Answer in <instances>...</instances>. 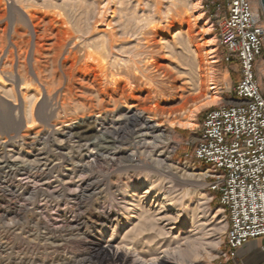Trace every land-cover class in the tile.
Instances as JSON below:
<instances>
[{
	"label": "rangeland",
	"instance_id": "rangeland-1",
	"mask_svg": "<svg viewBox=\"0 0 264 264\" xmlns=\"http://www.w3.org/2000/svg\"><path fill=\"white\" fill-rule=\"evenodd\" d=\"M199 1L0 0V264H91L84 242L116 254L103 264H226L227 214L192 153L241 74L225 6Z\"/></svg>",
	"mask_w": 264,
	"mask_h": 264
},
{
	"label": "built area",
	"instance_id": "built-area-1",
	"mask_svg": "<svg viewBox=\"0 0 264 264\" xmlns=\"http://www.w3.org/2000/svg\"><path fill=\"white\" fill-rule=\"evenodd\" d=\"M218 12L223 61L236 63L241 79L234 94L240 104L208 111L192 157L207 167L209 191L227 214L225 256L252 239L264 240V96L255 63L264 51V24L249 0H213ZM219 14H216L217 17Z\"/></svg>",
	"mask_w": 264,
	"mask_h": 264
},
{
	"label": "bare ground",
	"instance_id": "bare-ground-1",
	"mask_svg": "<svg viewBox=\"0 0 264 264\" xmlns=\"http://www.w3.org/2000/svg\"><path fill=\"white\" fill-rule=\"evenodd\" d=\"M194 2H195V6L197 7V8H199V4H200V1L199 0H193ZM211 51H210V68L208 69V75H207V77L209 78V91H210V95H209V102L211 103V104H214V103H216V102H218L219 100H221V92H220V90H219V88L216 86V84H215V82H214V80H215V77H216V74H215V64L218 62L217 60H216V57L214 56V53H215V50H214V47L212 48L211 47V49H210ZM72 53H70V55H71ZM78 53L75 51V52H73V55H71V57H72V59H74V63H73V67L75 68L76 67V65L77 64H79L80 63V61H78L79 60V57H78V55H77ZM88 55H89V58H88V60L90 59V58H93L94 60L96 59L93 55H92V53H88ZM81 57V56H80ZM87 57V56H86ZM68 58H70V57H68ZM70 60V59H69ZM93 60V61H94ZM97 60V59H96ZM95 60V61H96ZM97 61H99V60H97ZM85 63H88V62H85ZM84 63V64H85ZM99 65H100V63H98ZM82 65V64H81ZM78 66V65H77ZM80 66V65H79ZM103 66V65H102ZM102 66H100V67H102ZM211 66H212V68H211ZM83 67V66H82ZM85 68H87V67H89L88 65H85L84 66ZM83 67V68H84ZM99 67V68H100ZM89 68H91V67H89ZM88 70V69H87ZM103 70H105V68H103ZM108 71V70H107ZM110 73V72H109ZM107 75V73H104V76H106ZM115 75V74H114ZM103 76V77H104ZM108 76V75H107ZM112 77H113V75H112ZM111 77V78H112ZM147 77V76H146ZM55 78V77H54ZM97 78V77H96ZM105 79H106V77H104ZM149 78V77H148ZM71 82H72V79H71ZM98 82V79H96L95 80V85L96 84H99V83H97ZM49 83V82H48ZM55 83V82H54ZM53 83V84H54ZM59 83V82H58ZM92 83H94V82H92ZM70 84V83H69ZM50 85V84H49ZM52 85V84H51ZM73 85V84H72ZM24 86V85H23ZM57 86V85H56ZM59 86H62V84L60 85L59 84ZM58 86V87H59ZM52 87H53V85H52ZM23 88H25V87H23ZM56 88V87H55ZM72 88H73V86H72ZM99 88V87H98ZM97 88V89H98ZM83 89V88H82ZM95 89V88H94ZM96 89V90H97ZM50 90H51V88H50ZM55 90V89H54ZM52 92V91H51ZM70 92V91H69ZM99 92V91H98ZM100 94V93H99ZM65 96V95H64ZM67 96V95H66ZM65 96V97H66ZM69 98V97H68ZM68 98H65V99H63L64 100V104H62L63 106H69L70 105V103H69V100L67 101V99ZM95 99V98H94ZM93 99V100H94ZM88 100V99H87ZM92 101V100H91ZM92 103V102H91ZM90 104V103H89ZM89 104H87V102H86V105H89ZM94 104V103H93ZM82 105V104H81ZM99 105V104H98ZM71 106V105H70ZM83 107V106H82ZM97 107V106H96ZM69 108V107H68ZM72 107H70V109H71ZM77 108V107H76ZM80 108V107H79ZM88 108H91V110L92 109H94L95 108V105H89V107ZM81 109V108H80ZM67 110V109H66ZM66 110H64V111H66ZM69 110V109H68ZM72 110V109H71ZM90 109H89V111H91ZM66 114V113H65ZM68 114V113H67ZM69 115V114H68ZM68 117V116H67ZM194 117H195V115L194 114H191L190 116H189V118H188V122H187V124H186V126H190V127H196V125H195V122H194ZM68 119V118H67ZM90 130V128H88L86 131H84L85 133H87V131H89ZM92 176V175H91ZM98 182V181H97ZM96 182V183H97ZM92 184H94V183H92ZM99 185V184H98ZM97 185V186H98ZM96 187V186H95ZM89 187H87V189H88ZM86 190V189H85ZM89 190V189H88ZM93 190V189H92ZM85 194V193H84ZM82 196V195H81ZM174 203V202H173ZM173 203H168L167 205H166V208H174L175 207V204H173ZM86 204V203H85ZM176 208V207H175ZM178 208V207H177ZM176 210V209H175ZM106 219H109V217L108 216H106ZM152 220V219H151ZM167 220V219H166ZM149 221H150V219H149ZM148 221V222H149ZM153 224H157V225H159L160 224V221H156L155 222V219L153 220V222H152ZM144 224L145 225H147V222L145 221L144 222ZM149 225L151 224V221L148 223ZM142 227H143V223H142ZM152 227V226H151ZM144 228H146L145 226H144ZM147 229H149L148 227H147ZM143 231V230H142ZM144 231H145V229H144ZM143 233V232H142ZM141 233V234H142ZM82 241V240H81ZM85 244H84V246H86L87 248H85V251H84V249H83V253H88V254H90L92 257H91V259H92V263L93 264H103L105 261H107L108 259L109 260H111V261H114L115 259H116V254L114 255V254H112V253H110V252H106V251H104V250H102V248H100V247H96V246H94V244L93 243H91V242H84ZM16 244H18V243H16ZM193 244L194 245H192L193 246V248H195V247H198L197 246V244L195 243V242H193ZM192 248V249H193ZM191 249V248H190ZM191 249V250H192ZM196 249V248H195ZM190 250V251H191ZM198 249H196V251H197ZM187 251V250H186ZM79 252V251H78ZM194 252V251H193ZM179 253H180V251H179ZM187 253H189V252H187ZM195 253V252H194ZM194 253H192V255L194 254ZM182 254L184 255V253H183V251H182ZM177 255H179V254H177ZM188 255V254H187ZM179 256H182V255H179ZM178 256V257H179ZM186 256V255H185ZM189 257V256H188ZM193 257V256H192ZM108 258V259H107ZM182 258H184L183 256H182ZM177 259H179V258H177ZM181 259V258H180ZM186 259H188V258H186ZM195 259V258H194ZM193 260V259H192ZM186 261V260H185ZM181 262H182V260H181ZM184 262V261H183ZM187 262V261H186ZM185 262V263H186ZM91 263V264H92ZM163 264H167L166 263V261L165 262H163Z\"/></svg>",
	"mask_w": 264,
	"mask_h": 264
},
{
	"label": "crops",
	"instance_id": "crops-1",
	"mask_svg": "<svg viewBox=\"0 0 264 264\" xmlns=\"http://www.w3.org/2000/svg\"><path fill=\"white\" fill-rule=\"evenodd\" d=\"M260 57L255 63V74L260 91L264 96V80L261 79L262 65L259 63ZM228 104H240L244 100L234 96ZM197 127V126H196ZM226 264H264V240L261 238L252 239L242 246L236 253V257L228 259Z\"/></svg>",
	"mask_w": 264,
	"mask_h": 264
},
{
	"label": "water",
	"instance_id": "water-1",
	"mask_svg": "<svg viewBox=\"0 0 264 264\" xmlns=\"http://www.w3.org/2000/svg\"><path fill=\"white\" fill-rule=\"evenodd\" d=\"M260 1H261V6H262V8L264 10V0H260Z\"/></svg>",
	"mask_w": 264,
	"mask_h": 264
}]
</instances>
